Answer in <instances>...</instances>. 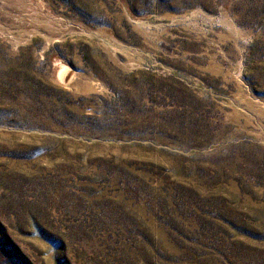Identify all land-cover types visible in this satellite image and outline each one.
Instances as JSON below:
<instances>
[{
    "label": "rangeland",
    "instance_id": "rangeland-1",
    "mask_svg": "<svg viewBox=\"0 0 264 264\" xmlns=\"http://www.w3.org/2000/svg\"><path fill=\"white\" fill-rule=\"evenodd\" d=\"M0 264H264V0H0Z\"/></svg>",
    "mask_w": 264,
    "mask_h": 264
}]
</instances>
